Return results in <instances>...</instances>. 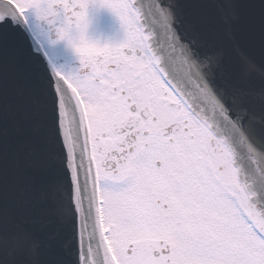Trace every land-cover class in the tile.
<instances>
[{
	"label": "snow or ice",
	"instance_id": "6c2138e0",
	"mask_svg": "<svg viewBox=\"0 0 264 264\" xmlns=\"http://www.w3.org/2000/svg\"><path fill=\"white\" fill-rule=\"evenodd\" d=\"M110 10L122 43L88 42L87 9ZM171 0H0V29L31 16L59 21L57 35L79 57L81 71L53 69L47 82L6 94L0 69V214L22 196V181L44 175L67 198V245L50 244L44 264H264V214L238 182L232 150L210 127L219 123L241 142L250 107L264 89L260 58L231 31L225 79L223 47L209 46ZM264 36V0L247 5ZM78 33V37L74 35ZM221 79L226 87H220ZM78 110L77 135L64 95ZM253 150L252 145H248ZM127 186L109 190V183ZM17 246L4 244L5 251ZM40 244L30 250L39 255ZM6 264V262H5Z\"/></svg>",
	"mask_w": 264,
	"mask_h": 264
},
{
	"label": "water",
	"instance_id": "95a60500",
	"mask_svg": "<svg viewBox=\"0 0 264 264\" xmlns=\"http://www.w3.org/2000/svg\"><path fill=\"white\" fill-rule=\"evenodd\" d=\"M141 5L151 0H139ZM252 0H171L186 24L195 27L200 39L209 46L223 47L227 65L225 79L234 81L238 68L229 62L227 54L228 31L237 37L259 60L264 36L254 26L252 10L247 7ZM0 69L3 71L6 94L21 90L34 83L50 80L53 67L28 27L6 26L0 29ZM220 87H226L221 79ZM255 92L264 89V81L258 77L249 82ZM67 122L73 135H77L78 110L70 92L64 95ZM252 122L246 127V141L241 142L226 126L209 121L215 134L225 140L232 150L238 176L247 186L256 209L264 214V103L256 97L250 107ZM253 146L249 150L248 145ZM22 196L9 204L6 215L0 214V264H44L50 244L67 245L69 254L74 244L69 241L68 226L71 223V207L67 198L56 193L44 175H37L30 181H22L16 190ZM16 241L17 246L5 251V242ZM40 244L39 255H33L30 244ZM70 264H76L74 256Z\"/></svg>",
	"mask_w": 264,
	"mask_h": 264
},
{
	"label": "flooded vegetation",
	"instance_id": "af4514ba",
	"mask_svg": "<svg viewBox=\"0 0 264 264\" xmlns=\"http://www.w3.org/2000/svg\"><path fill=\"white\" fill-rule=\"evenodd\" d=\"M87 16H88V21H89L87 31L92 32V30L95 31L98 29H100V30L106 29L105 31H110V33H108V34L101 35L100 40H97V38L92 39V37H98V36H96L95 34H90L89 35L90 41L93 40L92 41L93 44H96V45L101 46V47L105 46V45L112 46V45H118V44L122 43L123 40L125 39V32H124V29L121 25L120 20L110 10H108L106 8H101L98 6V4H95V5L90 4L89 8L87 9ZM107 16H108V18H107ZM33 20H34L33 17L32 18L30 17L29 23L27 26L29 27L32 35L40 43V45L42 47L43 46L46 47L43 40L41 38H39V36L36 37L32 28L30 27V25L32 24L31 22ZM37 23H40L41 26L43 27L42 36L45 35V36L49 37L51 39V41L54 42L56 47H60L62 45L64 40L59 39V37L57 35V28L60 26L59 21H57L55 23H51L47 20H41V19L37 18ZM50 62L52 64L53 69L60 71L64 75H75L81 71V64H80V60H79L78 56H72L69 58L57 57L55 59L50 60ZM210 131H212L213 135L216 138L221 139L215 134V132L212 130L211 127H210ZM233 167L236 169L234 160H233ZM237 177H238V182L244 188L245 192L251 197L249 202H250V204L253 205L252 196L249 193L246 184L244 182H242V180L239 178L238 172H237ZM108 184L117 186L116 189L123 188V187L127 186L124 183L116 184V183L110 182ZM108 184L106 185L107 188H108Z\"/></svg>",
	"mask_w": 264,
	"mask_h": 264
},
{
	"label": "rangeland",
	"instance_id": "374dc122",
	"mask_svg": "<svg viewBox=\"0 0 264 264\" xmlns=\"http://www.w3.org/2000/svg\"><path fill=\"white\" fill-rule=\"evenodd\" d=\"M32 17H33L34 20L31 22L32 24L30 25V27L32 28V30H33L34 34L36 35V37L39 36V38H41L43 40L44 44L46 45V47L43 46L44 51L46 53V56L50 60L55 59L57 57L69 58V57H72V56H77L74 53V51L69 47L67 40H64L60 47H56L54 42H52L49 37H47L45 35L42 36L43 27L41 26L40 23H37V17L35 15L31 16V18ZM107 18H108V16H107ZM105 30L106 29H104V30L98 29V30H95V31L92 30V32L86 31L85 38L88 40V42L93 43L92 42L93 40L90 41L89 35L90 34H95L98 37H92V39H96L97 38V40H100L101 39V35H105V34L110 33V31H105ZM74 35L78 37L79 34L78 33H74ZM116 188H117V186L108 184V189L109 190L116 189Z\"/></svg>",
	"mask_w": 264,
	"mask_h": 264
}]
</instances>
